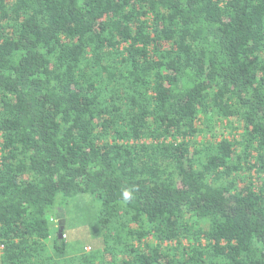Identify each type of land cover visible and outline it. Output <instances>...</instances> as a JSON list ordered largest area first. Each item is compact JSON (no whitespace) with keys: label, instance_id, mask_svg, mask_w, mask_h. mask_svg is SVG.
I'll use <instances>...</instances> for the list:
<instances>
[{"label":"trees","instance_id":"16d2710c","mask_svg":"<svg viewBox=\"0 0 264 264\" xmlns=\"http://www.w3.org/2000/svg\"><path fill=\"white\" fill-rule=\"evenodd\" d=\"M0 264H264V0H0Z\"/></svg>","mask_w":264,"mask_h":264},{"label":"rangeland","instance_id":"374dc122","mask_svg":"<svg viewBox=\"0 0 264 264\" xmlns=\"http://www.w3.org/2000/svg\"><path fill=\"white\" fill-rule=\"evenodd\" d=\"M227 136H229L227 132ZM91 195H80L66 200L64 207L57 206V221H64L68 243L74 246H83L91 243L94 239L87 238L84 231L89 228L84 225V220L92 222L96 216V203ZM62 196L58 201L62 200ZM67 219V220H66ZM90 251V247H86Z\"/></svg>","mask_w":264,"mask_h":264},{"label":"water","instance_id":"95a60500","mask_svg":"<svg viewBox=\"0 0 264 264\" xmlns=\"http://www.w3.org/2000/svg\"><path fill=\"white\" fill-rule=\"evenodd\" d=\"M64 224H65L64 221H60V222H59V237H60V238H62V236H63Z\"/></svg>","mask_w":264,"mask_h":264},{"label":"clouds","instance_id":"9594fccd","mask_svg":"<svg viewBox=\"0 0 264 264\" xmlns=\"http://www.w3.org/2000/svg\"><path fill=\"white\" fill-rule=\"evenodd\" d=\"M124 196H125V198H128V197L130 196V193L127 192V191H125V192H124Z\"/></svg>","mask_w":264,"mask_h":264}]
</instances>
